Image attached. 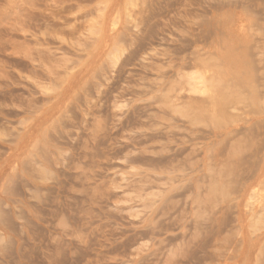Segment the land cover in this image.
<instances>
[{"label": "rangeland", "instance_id": "1", "mask_svg": "<svg viewBox=\"0 0 264 264\" xmlns=\"http://www.w3.org/2000/svg\"><path fill=\"white\" fill-rule=\"evenodd\" d=\"M0 264H264V0H0Z\"/></svg>", "mask_w": 264, "mask_h": 264}, {"label": "bare ground", "instance_id": "2", "mask_svg": "<svg viewBox=\"0 0 264 264\" xmlns=\"http://www.w3.org/2000/svg\"><path fill=\"white\" fill-rule=\"evenodd\" d=\"M17 53L23 54L21 51H17ZM15 57L19 58L17 56H15ZM203 76L204 75L196 74V73L191 75V77H190L191 79L189 81H190V86L193 87L194 90H204V87L206 85L205 84L206 80H205V78Z\"/></svg>", "mask_w": 264, "mask_h": 264}]
</instances>
